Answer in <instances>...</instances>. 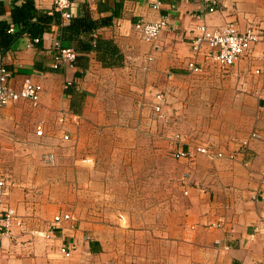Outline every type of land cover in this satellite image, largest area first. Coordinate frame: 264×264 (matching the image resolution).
Instances as JSON below:
<instances>
[{
    "label": "crops",
    "instance_id": "1",
    "mask_svg": "<svg viewBox=\"0 0 264 264\" xmlns=\"http://www.w3.org/2000/svg\"><path fill=\"white\" fill-rule=\"evenodd\" d=\"M21 1L0 0L1 33L7 27L13 28L10 34L20 29L11 11ZM71 1V18L87 13L107 23L72 42L61 38V24L69 20L60 16V24L52 17L41 36L25 33L0 45V65L11 73L14 88L25 76L42 86L37 105L18 99L0 108V140L31 141L40 137L32 125L40 124L41 136L56 145L74 142L82 129L98 125L107 128L104 134L110 131V140L125 147L139 144V154L153 158L166 152L156 148L159 138L179 134L184 143L174 141L188 152L177 157L184 163L180 190L174 196H145V209L137 213L115 211L113 220L127 216L133 223L111 226L103 223L104 206L97 217L90 206L126 199L117 203L112 196L123 187L115 185L119 175L132 169L129 159L119 161L118 168L123 167L114 176L95 164L98 154L93 152H77L72 160L73 150H50L39 156L41 165L19 161L13 172L0 169L5 209L17 217L3 235L0 264H264V68L255 72L264 65V39L226 68L207 57L211 48L205 43L199 51L192 49L203 24L218 28L232 22L239 31H264V0H217L213 11L203 0ZM155 1L158 8L152 7ZM34 6L48 14L54 10L52 0H34ZM160 17L166 18V27L154 40L142 39L135 23ZM55 41L77 51L72 66L53 67ZM84 41L94 48L84 50ZM189 62L199 70L189 68ZM157 93L164 98L162 115L152 110ZM173 100L171 106L179 107L176 120L171 106L163 104ZM163 122L172 123V130ZM253 131L260 138L250 137L242 146L240 140ZM203 145L234 157H208L198 150ZM132 149L109 152L120 158L126 151L122 156L130 158L138 154ZM64 213L67 219L53 221ZM62 246L69 247L68 256L60 252Z\"/></svg>",
    "mask_w": 264,
    "mask_h": 264
},
{
    "label": "rangeland",
    "instance_id": "2",
    "mask_svg": "<svg viewBox=\"0 0 264 264\" xmlns=\"http://www.w3.org/2000/svg\"><path fill=\"white\" fill-rule=\"evenodd\" d=\"M176 96L177 95H174L172 97H176ZM173 102L174 100L165 101L163 102V104L164 106L167 104L171 106ZM171 108L172 109L170 112L173 115L172 118L173 119L175 118L174 120H176L177 118L176 112L179 110V107L173 108L171 106ZM162 124H163L162 126L163 128H166V129L170 128V130H172L170 127V126H173L172 123L164 124L163 122ZM26 126H27V123L23 121L21 124L22 132H25ZM86 128L88 130H85V128L82 129L81 137L79 139H76L74 142L70 140L68 142H63V143L59 142L56 145L52 140H49L48 138H46V136L42 137L41 135H39L40 137H37L31 141H23V142L14 141V140H10V141L0 140V148L4 152L3 154H0V169H3L4 172H8V171L13 172L14 170L17 169L16 167L19 161H21L20 162L21 164L25 163L27 165L29 164L31 165L40 164L41 165V163L43 164V162L39 160L40 159L39 156H41V159H42L43 155L46 154V151L59 150L63 153V152H67V151L69 152L73 150L74 153H72L73 155L72 160L77 158L76 155L78 153H81L83 155L84 154L89 155L90 152L97 153L98 159L97 158L94 159L95 164H98V165L100 164L101 165L100 167L109 171V173H107L108 175L114 176V173L123 167V166H120L118 168L119 161L120 163L122 162L123 164L124 160L129 159L131 163H133V165L131 166L132 169H129L127 172H124L125 171L124 170L121 173V175H119L121 179L117 181L115 185L120 184L123 187L122 189H119V190L117 188L115 196L114 194L112 196V198H115L113 200H116L117 203L120 202L122 198H126V199H122L121 203L117 205L109 204V203L108 204H98L97 203L98 201H97L94 203V205L90 206L91 211L93 212L96 211V213L92 214L93 216H96V215L98 216L97 212L98 213L100 212L99 208L104 206L105 208L104 212L107 215V219H106L107 221H104L103 223L106 222L110 224L111 226H120V227H126V228H129V224L130 223L132 224L133 222H130L126 218L127 216L125 217L126 215L125 213H124V217H125L124 219H121L122 217L121 218L117 217L116 220H113L112 218H114L113 216H114L115 211L117 212L119 209L124 208L123 209L124 212H126V209H127L129 212L131 210V212L137 213V212H140L141 209H145L144 207L146 205L144 204V202L143 204H141L142 201H145V196L149 195L154 198L161 197L162 193L164 192L165 193L168 192L170 196H174L176 195L177 191L179 192L180 190L179 184H180L181 177H178V176L182 172L184 163H182V161H180L176 156H174L175 157L174 158L171 155L172 152H175L178 148H180L174 141L175 139H172L168 136L159 138L163 140L158 141V143L156 144V148L166 150V152L164 153V157H153V158L151 157L150 158L143 153L139 154V152L135 149L137 145L139 144H137L136 146L125 147L122 142L110 140L106 136H108L111 133L108 130L107 133L109 134H104V131H106L107 129L104 126L101 127L98 125H94V126H89V127L87 126ZM91 128H94V129L92 131H89V129ZM32 129H33V132L34 130L36 131V126L34 127L32 125ZM158 130H159V125L157 124V126L155 127V131H158ZM175 132H178V131L175 130ZM208 134L211 135L213 134V132H208ZM171 137L173 136L171 135ZM185 137L187 138V136ZM191 138L188 137V140H190L189 141L190 143H193V141H191ZM155 139H158V138L155 137ZM170 140H173L174 142L172 143V141ZM200 140H201L200 142H204V144H207L208 142L205 139H200ZM132 144H133V141H132ZM127 148H131V149L133 148L132 152L135 149L139 155L134 153L132 157L125 158L122 155H124L126 151H122L121 154L119 153L120 158L119 157L113 158L111 156V153L109 152V150H112V149L124 150ZM62 157H64V155ZM79 163L82 164V162H79ZM63 165L64 164H62V166ZM31 174L40 175L39 172L38 174H35V173L34 174L31 173ZM164 180L167 181V184H166L167 186L166 188L163 189L162 184ZM85 195H87V192H85ZM80 196H82V193ZM108 217H111V220L108 219Z\"/></svg>",
    "mask_w": 264,
    "mask_h": 264
},
{
    "label": "built area",
    "instance_id": "3",
    "mask_svg": "<svg viewBox=\"0 0 264 264\" xmlns=\"http://www.w3.org/2000/svg\"><path fill=\"white\" fill-rule=\"evenodd\" d=\"M210 4L209 10L213 11L214 5L217 3V0H203ZM53 11H58L63 20L68 21L72 17L71 12V0H52ZM153 8L159 7V2L155 1L152 5ZM167 20L166 18L160 17L157 20L146 21L140 20L135 23V27L140 37L146 41L154 40L160 31L166 27ZM13 28H9L8 31H12ZM197 34L192 38V49L194 51H199L201 44L205 43L211 49L207 53V57L216 62L219 66L226 68L230 65L235 64L243 57L248 55L253 46L264 39V31L254 27H247L242 31L237 30L235 24L232 22H226L218 28H207L204 24L197 27ZM35 42L38 41V38H33ZM54 62L53 67L56 68L60 64H65L72 66L77 57V51L70 45L61 44L60 41L54 42ZM189 68L193 70H199V67L196 66L193 62H189ZM262 68L255 69V72L258 73L263 70ZM11 73L3 66L0 65V108L9 102L16 101L18 99H26L33 106L37 105L39 102L40 93L42 91V86L39 82L35 81L30 76H25L22 80V83L19 88H14L9 83V77ZM171 74H168L170 77ZM156 99L158 100L152 107V110L159 115H162V101L163 96L160 93L156 94ZM35 133L37 135L43 134V128L40 124L36 126ZM261 133L258 131H253L249 134L248 138L240 140L242 146L248 144L249 138H260ZM64 138H67V134H64ZM174 139L177 140L180 144H183L184 139L179 135L175 134ZM198 150L202 153H205L208 157H224L229 158L234 157L233 153L225 155L221 150H212L208 146H200ZM173 156L183 157L188 154L187 151H184L182 147L178 148L175 152H172ZM5 180L0 176V245L3 238V235L7 233L11 223L16 220L17 217L10 210L5 209L3 201V192H4ZM69 215L67 213L61 215H55L53 221L57 222L63 219H67ZM60 252L64 255H69V247L62 246L60 247Z\"/></svg>",
    "mask_w": 264,
    "mask_h": 264
},
{
    "label": "trees",
    "instance_id": "4",
    "mask_svg": "<svg viewBox=\"0 0 264 264\" xmlns=\"http://www.w3.org/2000/svg\"><path fill=\"white\" fill-rule=\"evenodd\" d=\"M1 6V2H0ZM12 21L16 24H20V29L17 32L8 33L7 27L5 25L6 33L2 32V24L0 22V45L7 46L9 45L16 37L21 36V34H29L31 37L41 36L44 32L45 27L48 25L49 20L53 19L60 21V13L52 11L51 14L48 12L38 11L34 6V0H22L20 3H13L12 5ZM107 23L106 21L96 22L89 17L87 13L79 16L73 17L66 24H61V38L68 39L72 42L80 40L82 34H89L94 31L95 28L101 24ZM4 26V25H3ZM81 47L84 50L93 49V45L87 42H82Z\"/></svg>",
    "mask_w": 264,
    "mask_h": 264
}]
</instances>
